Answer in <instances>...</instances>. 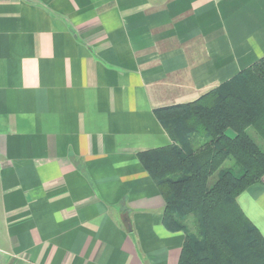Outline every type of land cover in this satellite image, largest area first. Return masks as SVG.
Returning a JSON list of instances; mask_svg holds the SVG:
<instances>
[{"label": "crops", "instance_id": "crops-1", "mask_svg": "<svg viewBox=\"0 0 264 264\" xmlns=\"http://www.w3.org/2000/svg\"><path fill=\"white\" fill-rule=\"evenodd\" d=\"M263 56L264 0H0V264H178L154 109ZM237 201L264 236V176Z\"/></svg>", "mask_w": 264, "mask_h": 264}, {"label": "trees", "instance_id": "trees-1", "mask_svg": "<svg viewBox=\"0 0 264 264\" xmlns=\"http://www.w3.org/2000/svg\"><path fill=\"white\" fill-rule=\"evenodd\" d=\"M154 114L172 143L137 156L165 200L164 226L185 234L178 264H264V236L237 201L264 176V56Z\"/></svg>", "mask_w": 264, "mask_h": 264}, {"label": "rangeland", "instance_id": "rangeland-1", "mask_svg": "<svg viewBox=\"0 0 264 264\" xmlns=\"http://www.w3.org/2000/svg\"><path fill=\"white\" fill-rule=\"evenodd\" d=\"M252 133H253V135L255 136V134H254V132L252 131ZM258 139V138H257ZM233 164V162L232 161H228L227 163H225V165L224 166H226V167H229V166H231Z\"/></svg>", "mask_w": 264, "mask_h": 264}]
</instances>
